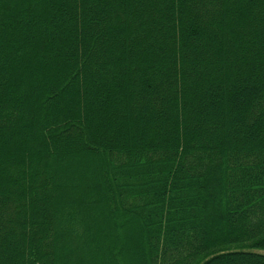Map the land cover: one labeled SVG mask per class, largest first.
I'll return each instance as SVG.
<instances>
[{
	"label": "trees",
	"instance_id": "1",
	"mask_svg": "<svg viewBox=\"0 0 264 264\" xmlns=\"http://www.w3.org/2000/svg\"><path fill=\"white\" fill-rule=\"evenodd\" d=\"M0 264H264V0H0Z\"/></svg>",
	"mask_w": 264,
	"mask_h": 264
}]
</instances>
